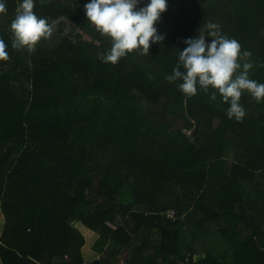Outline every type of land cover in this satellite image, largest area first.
<instances>
[{"label":"trees","instance_id":"obj_1","mask_svg":"<svg viewBox=\"0 0 264 264\" xmlns=\"http://www.w3.org/2000/svg\"><path fill=\"white\" fill-rule=\"evenodd\" d=\"M0 2V264H264V100L243 91L237 122L211 87L187 97L166 79L211 22L241 45L237 74L251 63L264 83V0H167L163 41L115 65L90 0H34L55 28L33 53L12 48L23 0ZM201 235L215 247L197 253Z\"/></svg>","mask_w":264,"mask_h":264},{"label":"clouds","instance_id":"obj_2","mask_svg":"<svg viewBox=\"0 0 264 264\" xmlns=\"http://www.w3.org/2000/svg\"><path fill=\"white\" fill-rule=\"evenodd\" d=\"M139 3L140 0H90L84 6L88 22L112 42L108 53L102 56L104 62L115 65L120 58L134 51L148 56L151 44L163 41L164 37L158 34L155 25L168 8L167 0H149L146 6L138 9ZM34 7V0H23L17 8L16 17L10 24L12 48L33 53L41 40L52 36L54 22L49 24L46 18L38 17ZM6 12L5 3L0 2V14ZM205 37H211V43H206ZM183 42L187 47L179 51L178 63L166 79L169 82L182 80L179 88L185 96H195L197 85L206 93L211 87L214 91L210 99L215 101L219 94L222 101L230 105L228 118H235L237 122H242L246 115L240 104L243 91L250 93L257 102L264 100V83L249 78L251 63H244L243 71L237 74L241 68V45L235 39L221 35L218 24L207 23L199 35ZM249 55L244 53V56ZM8 59L7 45L0 39V61ZM181 66L184 71L180 70Z\"/></svg>","mask_w":264,"mask_h":264},{"label":"rangeland","instance_id":"obj_3","mask_svg":"<svg viewBox=\"0 0 264 264\" xmlns=\"http://www.w3.org/2000/svg\"><path fill=\"white\" fill-rule=\"evenodd\" d=\"M57 41H59V40H57ZM50 43L51 44H55L54 43V41L53 40H50ZM210 90V89H209ZM209 90H208V92H209ZM208 92L206 93V92H204V94H203V96H206L207 94H208ZM203 96L201 95H198V96H196V98H198L199 100H201V101H203ZM253 127V129L255 128V131H258V127L256 126V125H253L252 126ZM253 136H254V139H257L258 137L256 136V134H254L253 133ZM4 224V219H3V217H2V214H1V212H0V232H1V230L3 229V227L2 226H4L3 225ZM83 231V233L85 234V236H86V238H87V249H85V252L88 254V255H90V257L92 256V257H94L95 256V258L96 257H99V258H102V256L103 255H96L97 254V251H96V248H95V246H96V241L98 240V235L97 234H95L94 232H90V231H87V230H82ZM1 238V237H0ZM184 240H185V237L183 238V242H184ZM220 242V241H219ZM221 243V242H220ZM186 244L187 243H184L183 244V249L185 248V246H186ZM222 244V243H221ZM85 248V247H84ZM84 248H83V251H84ZM195 251L197 252V253H200L201 252V247H195ZM85 256V255H84ZM117 258V257H116ZM87 260V259H86ZM93 260V259H92ZM89 260H87V262H88ZM112 264H125V257H122V258H117V259H115V260H112Z\"/></svg>","mask_w":264,"mask_h":264},{"label":"crops","instance_id":"obj_4","mask_svg":"<svg viewBox=\"0 0 264 264\" xmlns=\"http://www.w3.org/2000/svg\"><path fill=\"white\" fill-rule=\"evenodd\" d=\"M4 225V224H3ZM3 227V226H2ZM1 234H2V230H1V232H0V237H1ZM207 237H209V236H205V237H202V235L199 237V240H197V248L198 247H201V252H203L205 249H212V248H214L215 247V242H214V240H211V239H209V238H207ZM214 238H216V236L214 237ZM217 239V238H216ZM216 242H219L218 240L216 241ZM88 245V244H87ZM87 245L85 246V248H84V255H85V259H87V260H92V259H94L95 258V256L94 257H90V255H88L86 252H85V249H87ZM215 250V249H214ZM96 255H100V254H96ZM123 256H120L119 258H122ZM97 258V257H96ZM95 258V259H96Z\"/></svg>","mask_w":264,"mask_h":264},{"label":"built area","instance_id":"obj_5","mask_svg":"<svg viewBox=\"0 0 264 264\" xmlns=\"http://www.w3.org/2000/svg\"><path fill=\"white\" fill-rule=\"evenodd\" d=\"M95 260H100V258H99V257H97ZM83 264H88V263H83Z\"/></svg>","mask_w":264,"mask_h":264}]
</instances>
